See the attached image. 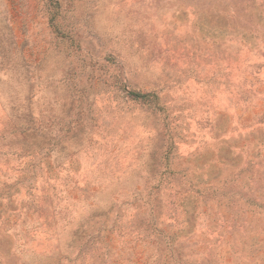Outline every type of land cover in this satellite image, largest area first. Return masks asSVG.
Returning a JSON list of instances; mask_svg holds the SVG:
<instances>
[{
    "label": "rangeland",
    "instance_id": "374dc122",
    "mask_svg": "<svg viewBox=\"0 0 264 264\" xmlns=\"http://www.w3.org/2000/svg\"><path fill=\"white\" fill-rule=\"evenodd\" d=\"M0 264H264V0H0Z\"/></svg>",
    "mask_w": 264,
    "mask_h": 264
},
{
    "label": "trees",
    "instance_id": "16d2710c",
    "mask_svg": "<svg viewBox=\"0 0 264 264\" xmlns=\"http://www.w3.org/2000/svg\"><path fill=\"white\" fill-rule=\"evenodd\" d=\"M136 96H138L139 94H135Z\"/></svg>",
    "mask_w": 264,
    "mask_h": 264
}]
</instances>
